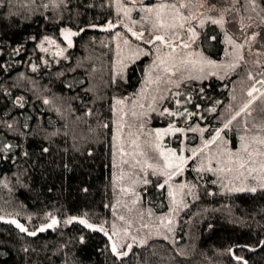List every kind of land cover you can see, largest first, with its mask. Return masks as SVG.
Returning <instances> with one entry per match:
<instances>
[{
    "label": "trees",
    "instance_id": "obj_1",
    "mask_svg": "<svg viewBox=\"0 0 264 264\" xmlns=\"http://www.w3.org/2000/svg\"><path fill=\"white\" fill-rule=\"evenodd\" d=\"M120 17L115 0H0V264H264V187L223 192L211 175L194 176L200 190L172 240L154 236L125 256L112 251L109 232L121 213L113 108L117 98L137 95L148 64L141 58L114 73L105 39ZM197 45L210 60L224 59L217 23L202 26ZM229 85L216 76L189 80L166 98L170 113L155 125L206 129L176 131L175 149L162 139L187 165L192 147L222 128ZM223 134L237 147L234 130ZM138 193L153 214L169 210L168 186L156 177Z\"/></svg>",
    "mask_w": 264,
    "mask_h": 264
},
{
    "label": "rangeland",
    "instance_id": "obj_2",
    "mask_svg": "<svg viewBox=\"0 0 264 264\" xmlns=\"http://www.w3.org/2000/svg\"><path fill=\"white\" fill-rule=\"evenodd\" d=\"M213 1L115 0L121 17L117 24L108 23L112 35L105 39L114 73H124L141 58L148 61L140 91L117 98L113 108V163L121 213L109 235L119 256L154 236L172 240L182 210L200 190L194 181L199 176L205 180L211 175V182L223 192L264 187L263 14L259 0ZM208 22L223 30L226 48L221 61L210 60L197 45ZM158 36L182 44L167 46L156 40ZM211 76L231 82V101L221 115L222 128L192 147L194 163L187 165L183 153L174 151L175 132L193 130L203 135L206 129L174 122L161 127L155 122L167 118L166 98L176 94L182 83ZM259 81L263 84L256 87ZM225 129L237 133V147L224 136ZM151 177L168 186L169 210L164 214L155 215L141 205L139 188Z\"/></svg>",
    "mask_w": 264,
    "mask_h": 264
},
{
    "label": "water",
    "instance_id": "obj_3",
    "mask_svg": "<svg viewBox=\"0 0 264 264\" xmlns=\"http://www.w3.org/2000/svg\"><path fill=\"white\" fill-rule=\"evenodd\" d=\"M159 37H162V36H159ZM157 40V39H156ZM162 42H164L167 46H172V47H178L180 44H182V42H180V41H169V40H165L164 38H163V40H161ZM185 45H188V43H184ZM262 81H259L257 84H256V87H260V86H262ZM76 221H80V220H85L86 222H87V224H90V225H92L93 227L92 228H89V227H87V225L86 224H84L87 228H89V229H91V230H95V231H100L101 233H105L106 231H107V228L106 227H104V226H101V225H97V224H92L91 222H89L86 218H84V217H80V218H76L75 219ZM16 224H19V222H16ZM49 224H51V223H49ZM48 224V225H49ZM43 229H45L46 227L44 226V227H42ZM48 228V227H47ZM100 229H103V231H101ZM264 244V240L262 241V243H261V246ZM114 245V244H113ZM260 246V247H261ZM260 247H257V248H255V247H251V249L252 250H258Z\"/></svg>",
    "mask_w": 264,
    "mask_h": 264
},
{
    "label": "snow or ice",
    "instance_id": "obj_4",
    "mask_svg": "<svg viewBox=\"0 0 264 264\" xmlns=\"http://www.w3.org/2000/svg\"><path fill=\"white\" fill-rule=\"evenodd\" d=\"M133 34L136 35L135 33H133ZM70 35H72V33H67V34H66V38H67L68 36H70ZM156 39H157V40H163V37H159V36H158V37H156ZM69 44H71V41H70V40H69ZM249 95H251V93H249ZM225 127H227V125H225ZM252 191H255V189H252ZM79 222H80L81 224H86L87 227H89V228H92V227H93L92 225L87 224V222H86L85 220H80ZM12 223H16V222H15V221H12ZM69 223H71V221H69ZM54 224H56V221H55V220L52 221V224L47 225V227H48V228H51V227H53ZM17 227H19V228L21 229V231H27V229H25L22 225L17 224ZM100 230L103 231V229H100ZM40 231H44V229L41 228ZM29 234H30V235H35L36 233H35V232H32V233H29ZM129 247H130V246H129ZM112 251H113L114 253H116L117 255H120V253L117 252V249H116L115 245H113V247H112ZM124 255H127V253H124ZM237 259L239 260V259H242V258L237 257ZM244 264H246V262H244Z\"/></svg>",
    "mask_w": 264,
    "mask_h": 264
}]
</instances>
